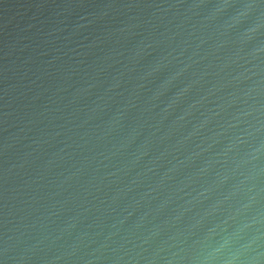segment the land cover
Instances as JSON below:
<instances>
[{
	"label": "water",
	"instance_id": "obj_1",
	"mask_svg": "<svg viewBox=\"0 0 264 264\" xmlns=\"http://www.w3.org/2000/svg\"><path fill=\"white\" fill-rule=\"evenodd\" d=\"M0 264H264V0H0Z\"/></svg>",
	"mask_w": 264,
	"mask_h": 264
}]
</instances>
